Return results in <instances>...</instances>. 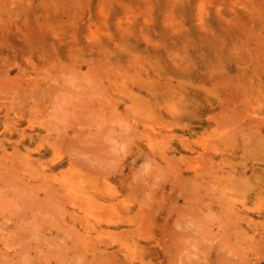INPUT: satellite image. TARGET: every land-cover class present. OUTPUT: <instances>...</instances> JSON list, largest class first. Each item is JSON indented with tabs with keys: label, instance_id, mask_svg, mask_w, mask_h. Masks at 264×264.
I'll use <instances>...</instances> for the list:
<instances>
[{
	"label": "rangeland",
	"instance_id": "374dc122",
	"mask_svg": "<svg viewBox=\"0 0 264 264\" xmlns=\"http://www.w3.org/2000/svg\"><path fill=\"white\" fill-rule=\"evenodd\" d=\"M263 47L264 0H0V190L6 191L0 192V264H86L88 259V264H264V214L259 213L264 206ZM97 82L99 87L95 86ZM64 91L69 94L66 93L67 98ZM88 92L95 96L89 94L86 98L84 94ZM79 93L84 94L81 97ZM90 100L93 106L86 105ZM77 105L75 110L73 106ZM68 106L71 109L65 108ZM49 118L59 125L57 128L52 123V129L57 130L48 129ZM72 119L79 121L76 124ZM63 122L66 128L59 134L58 130L65 127ZM68 122L74 124L70 127ZM124 124L127 130H134L128 133ZM237 126V132L233 131ZM80 131L86 135V141L79 133L83 139L78 138L81 143H76L84 154L77 148L73 154L70 143H75L76 132ZM44 133L46 136H42ZM73 137L76 138L72 143ZM88 138H97L96 143H101ZM57 141H61L60 146ZM101 147L105 154L100 152ZM44 151L47 153L42 155ZM101 153L109 156L103 159ZM94 154L100 155L99 159L93 158ZM191 154L196 160L201 155V160L193 162ZM84 155L86 161L93 158V162L87 161L90 168L83 163L85 160H80ZM145 155H153V159L148 161ZM71 157L73 162L78 159L85 166L77 160L75 166L66 162L52 167L54 162ZM101 158L110 164L104 165L107 173L102 169ZM193 167L202 169L204 180L196 182L191 177ZM10 169L17 175L13 176ZM86 170L97 174L95 182L105 184V190L116 193L118 198L104 201L93 197V190L82 189L84 179L80 174ZM4 179L8 181H1ZM9 179L13 182L11 190L26 189L21 193H26L23 198L37 200L31 202L33 206L28 204L33 211L27 208V200L21 205L20 194L13 195L21 190L9 191ZM194 184L198 185L195 190ZM128 186H134L133 192ZM30 191L39 196L31 198L34 194ZM217 193L220 194L216 198ZM16 196L18 199L13 201ZM145 197H149L148 202ZM50 198L55 199L53 204L44 200L48 202ZM112 201L117 202V208L98 206ZM38 202L44 207L38 206ZM188 203L194 206L193 210ZM154 206L159 210L153 211ZM227 206L231 212L226 216ZM19 208L26 213H19ZM194 215L197 217L193 218ZM212 221L215 226L209 225ZM226 224L227 228L232 225L227 229L230 233ZM203 228L212 232L206 233ZM179 230L184 231L180 234ZM2 248L8 253L4 254ZM71 255L74 260L69 259ZM81 256L87 261L81 262ZM226 256L232 262L225 260ZM75 257L80 260L75 261Z\"/></svg>",
	"mask_w": 264,
	"mask_h": 264
},
{
	"label": "bare ground",
	"instance_id": "6f19581e",
	"mask_svg": "<svg viewBox=\"0 0 264 264\" xmlns=\"http://www.w3.org/2000/svg\"><path fill=\"white\" fill-rule=\"evenodd\" d=\"M263 48H264V47H263ZM260 49H261V48H260ZM262 55H263V54H262ZM263 59H264V58H263ZM103 71H104V70H103ZM101 72H102V71H101ZM101 72H100V73L98 72L99 75H101V74L103 75V73H101ZM96 73H97V72H96ZM98 73H97V74H98ZM218 73H219V72H218ZM243 73H244V72H243ZM8 74H9V73H8ZM105 74H106V73H104V76H105ZM107 74H109V73H107ZM0 75H1V74H0ZM241 75H243V74H241ZM93 76H94V75H92V77H93ZM95 76L98 77L97 75H95ZM110 76H111V74H110ZM230 76H231V75H230ZM232 76H233V75H232ZM246 76H247V75H246ZM8 77H9V75H8ZM96 77H94L93 79H96ZM106 77H107V76H106ZM108 77H109V76H108ZM241 77H242V76H241ZM244 77H245V76H244ZM90 78H91V75H90ZM98 78H99V77H98ZM98 78H97V79H98ZM114 78H115V77H114ZM125 78H126V77H125ZM254 78H255V77H254ZM9 79H12V78L10 77ZM97 79H96V80H97ZM123 79H124V78H123ZM258 79H259V78H258ZM261 79H262V78H260V80H261ZM143 80H144V79H143ZM245 80H246V77H245ZM90 81H91V83H93V82H92V79H91ZM93 81H94V80H93ZM262 81H263V79H262ZM109 82H110V81H109ZM218 82H219V81L217 80V83H218ZM222 82H224V81H222ZM227 82H229V81H227ZM232 82H235V81H232ZM263 82H264V81H263ZM97 83H98V82H97ZM97 83L95 84V86H98V87H99L100 78H99V83H98V84H97ZM101 83H102V81H101ZM101 83H100V84H101ZM104 83H105V82H104ZM215 83H216V82H215ZM113 84H114V83H113ZM113 84H112V85H113ZM125 84H126V83H125ZM220 84H221V83H220ZM243 84H244V83H243ZM247 84H249V82H248ZM93 85H94V83H93ZM102 85H103V84H102ZM110 85H111V84H110ZM126 85H127V84H126ZM217 85H218V84H217ZM231 85H232V84H231ZM237 85H238V84H237ZM237 85H235V87H236ZM239 85H241V83H240ZM62 86H63V84H62ZM62 86H61V88H62V90H63V88H65V87H62ZM65 86H66V85H65ZM91 86H92V85L89 86V89L92 90V88H94V87H91ZM100 86H101V85H100ZM114 86H115V84H114ZM124 86H125V85H124ZM90 87H91V88H90ZM224 87H225V86H224ZM226 87H227V86H226ZM242 87H243V86H242ZM244 87H245V85H244ZM59 88H60V86H59ZM61 88H60V89H61ZM69 88H70V87H69ZM116 88H117V86H116ZM116 88H114V89H116ZM127 88H128V87H127ZM130 88H131V87H130ZM228 88H229V86H228ZM66 89L68 90V87H66ZM70 89H71V88H70ZM70 89H69V90H70ZM73 89H74V88H73ZM75 89H76V88H75ZM144 89L146 90L145 87H144ZM69 90H68V91H69ZM76 90H77V89H76ZM85 90L87 91L88 89H85ZM91 90H90V91H91ZM96 90H97V89H96ZM100 90H101V89H100ZM103 90H104V87H103ZM127 90H128V89H127ZM242 90H243V89H242ZM244 90H245V89H244ZM70 91L73 92L74 90H70ZM77 91H78V90H77ZM77 91H76V92H77ZM79 91H80V90H79ZM81 91H82V90H81ZM94 91H95V89H94ZM84 92H85V91H84ZM92 92H93V91H91V93H92ZM98 92H99V91H98ZM105 92H106V95H105V96L107 97V94H109V93H107V90H105ZM129 92H130V91H129ZM64 93H65L66 98H67V96L69 95L68 92H65V91H64ZM66 93H67L68 95H67ZM70 93H71V92H70ZM74 93H75V92H74ZM91 93L88 92V93H87L88 95H86V94H84V93H83V94H84V96L87 98L88 96L94 95V94H91ZM93 93H94V92H93ZM95 93H96V91H95ZM72 94H73V93H72ZM79 94L81 95V93H79ZM83 94L81 95V97L83 96ZM89 94H91V95H89ZM98 94H99V93H97V95H98ZM102 94H103V93H102ZM104 94H105V93H104ZM110 94H111V93H110ZM127 94H129V93H127ZM73 95H74V94H73ZM97 95H96V97H98ZM74 96H75V95H74ZM76 96H78V95L76 94ZM94 96H95V95H94ZM0 97H1V96H0ZM3 97H4V96H3ZM3 97H2V98H3ZM70 97L72 98V96H70ZM79 97H80V96H79ZM81 97H80V100H81ZM85 97H84V98H85ZM101 97H102V96H101ZM109 97H110V98H109ZM115 97H116V96H115ZM77 98H78V97H77ZM86 98H85V99H86ZM108 98H109V99H113L114 97L112 96V98H111V95H109ZM62 99H64V98H63V95H62ZM78 99H79V98H78ZM99 99H100V98H99ZM101 99H103V98H101ZM140 99H141V98H140ZM80 100H79V101H80ZM87 100H89V98H88ZM113 100H114V99H113ZM115 100H116V99H115ZM64 101H65V99L63 100V102H64ZM67 101H68V100H67ZM69 101H70V100H69ZM69 101H68V102H69ZM100 101H101V100H100ZM104 101H105V99H104ZM65 102H66V101H65ZM74 102H75V101H74ZM74 102H73V103H74ZM81 102H82V101H81ZM85 102H86V101H85ZM85 102H84V103H85ZM88 102H89V101H88ZM91 102H92V101L90 100L89 104L87 103L86 105H88V106H90V105L93 106V104H92ZM109 102H110V101H109ZM141 102H143V101H141ZM69 103H70V102H69ZM71 103H72V102H71ZM76 103H77V102H76ZM82 103H83V102H82ZM90 103H91V104H90ZM111 103H112V102H111ZM136 103H137V102H136ZM67 104H68V103H67ZM74 104H75V103H74ZM109 104H110V103H109ZM115 104H116V103H115ZM115 104H114V105H115ZM68 105H69V104H68ZM82 105H83V104H82ZM79 106H80V105H79ZM109 106H110V105H109ZM70 107H71V106H70ZM70 107L68 106V107H65V108H70ZM73 107H75V110H76V108L78 107V105H77V106H73ZM125 107H128V109H129V106H125ZM137 107L139 108V106H137ZM87 108H88V107H87ZM90 108H92V107H90ZM90 108H89V110H90ZM99 108H100V107H99ZM70 109H71V108H70ZM83 109L86 110L85 108H83ZM83 109H82V110H83ZM93 109L95 110V109H97V107H94ZM135 109H136V108H135ZM72 110H73V108H72ZM79 110H80V109H79ZM79 110H78V111H79ZM103 110L105 111V109H103ZM142 110H143V109H142ZM150 110H151V109H150ZM69 111H70V110H68V112H69ZM73 111H74V110H73ZM80 111H81V110H80ZM86 111H87V110H86ZM86 111H85V112H86ZM100 111L102 112L101 109H99V112H100ZM82 112H83V111H82ZM155 112H156V111H155ZM74 113H75V111L73 112V116H74V115L76 116V114H74ZM134 113H135V112H134ZM151 113H152V112H151ZM153 113H154V112H153ZM153 113H152V114H153ZM249 113H250V112H249ZM18 114H19V113H18ZM66 114H68V113H66ZM66 114H65V115H66ZM77 114H78V113H77ZM83 114H84V113H83ZM250 114H251V113H250ZM254 114H255V113H254ZM19 115H21V114H19ZM65 115H64V116H65ZM69 115H70V113H69ZM71 115H72V112H71ZM71 115H70V116H71ZM134 115H137V114H134ZM153 115H154V114H153ZM80 116H81V114H80ZM82 116H83V115H82ZM51 117H52V116H51ZM71 117H72V116H71ZM71 117L68 116L69 120L71 119ZM78 117H79V116H78ZM136 117H137V116H136ZM150 117H151V116H150ZM161 117H162V116H161ZM254 117H255V115H254ZM3 118H4V117H3ZM11 118H12V116H11ZM53 118H54V117H53ZM64 118H65V117H64ZM66 118H67V117H66ZM79 118H80V117H79ZM84 118H86L85 115H84ZM137 118H138V117H137ZM142 118L144 119L145 117H142ZM151 118H152V117H151ZM49 119H50V118H49ZM76 119H77V116H76ZM76 119H74V120H76ZM153 119H155V118H152V120H153ZM163 119H164V118H163ZM165 119H166V118H165ZM212 119H213V117H212ZM258 119H259V118H258ZM261 119H262V118H261ZM10 120H11V119H10ZM50 120H51V119H50ZM53 120H54V119H53ZM53 120H51L52 122L49 121L51 124L48 123V122H45V125H47V123H48V126H49V124H50V126L48 127V129L51 128L52 131H53V130H57V129H52V127H51V126H53V125H52ZM60 120H61V119H60ZM66 120H67V119H66ZM72 120H73V119H72ZM74 120H73V122H75ZM80 120L83 122V119H82V118H81ZM141 120H142V119H141ZM144 120H145V119H144ZM156 120H157V119H156ZM70 121H71V120H70ZM78 121H79V119H78ZM78 121L76 120V124H77ZM153 121H154V120H153ZM167 121H168V119H167ZM253 121H254V120H253ZM6 122H7V121L5 120V124H6ZM12 122H13V121H12ZM33 122H34V121H33ZM56 122H57V121H56ZM56 122H55V123H56ZM61 122H62V120H61ZM84 122H85V121H84ZM147 122H148V120H147ZM149 122H151V121H149ZM156 122H158V121H156ZM168 122H169V121H168ZM14 123H15V122H14ZM59 123H60V121H59ZM63 123L65 124V127L62 125V126H63L62 129H61V130H58V133H59V134H60V132H62L63 129L66 128V123H65V122H63ZM70 123H72V122H70ZM154 123H155V122H154ZM172 123H173V121H172ZM261 123H262V122H261ZM7 124H8V123H7ZM53 124H54V123H53ZM68 124H69V122H68ZM73 124H74V123H72L71 125H73ZM161 124H162V123H161ZM168 124L170 125V123H168ZM8 125H10V123H9ZM69 125H70V124H69ZM71 125H70V127H71ZM124 125H125V129H126L127 126H126V124H124ZM127 125H128V124H127ZM250 125H251V124H250ZM252 125H253V124H252ZM255 125H256V124H255ZM257 125H258V123H257ZM55 126H56V127H57V126L59 127V125L54 124V127H55ZM77 126H79V125H77ZM129 126H130V125H129ZM132 126H134V125H132ZM156 126H157V125H156ZM260 126H261V125H260ZM13 127H14V125H13ZM17 127H18V126H17ZM58 127H57V128H58ZM67 127H68V126H67ZM74 127H75V125H74ZM79 127L81 128L82 126H79ZM227 127H228V125H227ZM227 127H224V128H227ZM241 127H243V125H241ZM250 127H252V126H250ZM60 128H61V127H60ZM77 128H78V127H77ZM77 128H76L75 131H77ZM127 128H128V127H127ZM131 128H132V127H131ZM135 128H136V127H135ZM229 128H230V127H229ZM229 128H228V129H229ZM235 128H240V126L234 127V130H233V131H236V132H237V130H235ZM257 128H258V127H257ZM257 128H256V130H258ZM263 128H264V127H263ZM67 129H68V128H67ZM123 129H124V128H123ZM142 129H143V128H142ZM146 129H147V132H149V131H148L149 128H146ZM17 130H18V129H17ZM126 130H127V129H126ZM129 130H131V129L129 128ZM129 130H127V131H129ZM133 130H134V129H133ZM133 130H131V131H133ZM139 130H140V129H139ZM217 130H218V131H221L220 129H217ZM229 130H230V129H229ZM34 131H36V130H34ZM63 131H65V130H63ZM81 131H83V129H81ZM81 131H80V132H76V133H77V139H76L75 143H73V142H74V140H75L76 137H73L74 139H72V143H73L74 145H76V146L74 147V145H73V144L71 145V143H70V147H73V154H74V148H77V149L80 150V151L82 150V147H81V148H80V147H79V148L77 147V146L79 145V143H78V144L76 143V142L78 141V138H80V137H79V133H80V136H81V137H83V136L85 135V134H84V135H83V134L81 135ZM131 131H129L128 133H130ZM40 132H41V131H40ZM230 132H231V131H230ZM27 133H28V132H27ZM73 133H74V132H72L71 135H73ZM128 133L126 132V135H127ZM136 133H138V132H136ZM168 133H169V132H168ZM215 133H216V132H215ZM86 134H87V133H86ZM124 134H125V133H124ZM132 134H135V132H133ZM149 134H151V133H149ZM155 134H156V133H155ZM164 134H165V131H164ZM166 134H167V133H166ZM170 134H171V133H170ZM227 134H228V132H227ZM30 135H31V133L29 134V136H30ZM66 135H67V134H66ZM151 135H153V134H151ZM151 135H150V136H151ZM167 135H168V134H167ZM216 135H217V134H216ZM42 136H46V134L44 133V135H42ZM42 136H41V138L44 139V137H42ZM48 136H49V135H48ZM50 136H51V135H50ZM85 136H86V135H85ZM97 136H98V135H97ZM127 136H128V135H127ZM129 136H130V135H129ZM164 136H165V135H164ZM172 136H173V134H172ZM172 136H171V137H172ZM183 136H184V134H183ZM211 136H212V135H211ZM53 137H54V136H53ZM53 137H52V138H53ZM56 137H57V136H56ZM153 137H154V136H153ZM153 137H152V138H153ZM155 137H158V136L155 135ZM162 137H163V135H162ZM168 137H169V135H168ZM174 137H175V135H174ZM178 137H180V135H179ZM212 137H214V134H213ZM227 137H228V136H227ZM229 137H230V136H229ZM52 138H51V139H52ZM57 138L59 139V137H57ZM57 138H56V139H57ZM83 138H84V137H83ZM83 138H82V139H83ZM90 138L92 139V137H90ZM90 138H88L87 140L89 141ZM108 138H109V137H108ZM122 138H123V137H122ZM165 138H167V136H166ZM45 139H46V137H45ZM54 139H55V138H54ZM82 139L80 138V140H82ZM91 139H90V141H93V142H94L95 140H96V141H99V140H97V138H95V140H91ZM102 139H103V138H101L100 140L102 141ZM123 139L126 140L125 137H124ZM154 139H155V138H154ZM60 140H61V139H60ZM63 140H64V139H63ZM84 140L86 141V138H84ZM128 140H129V139H128ZM128 140H127V141H128ZM150 140H151V139H150ZM180 140H181V139H180ZM53 141H54V140H53ZM53 141H51V142H53ZM61 141H62V140H61ZM61 141H57V142H56V145L59 144L58 146H60V142H61ZM67 141H68V142H66V140H65V144L67 143L66 145L68 146V144H69V138L67 139ZM96 141H95L94 143H96ZM160 141H161V140H160ZM48 142H49V141H48ZM78 142H80V141H78ZM149 142H150V141H149ZM46 143H47V142H46ZM80 143H81V142H80ZM91 143H92V142H91ZM94 143H92L91 145L93 146ZM100 143H101V142H100ZM100 143L98 142V143H96V144H100ZM26 144H27V143H26ZM50 144H51V143H50ZM96 144H95V145H96ZM102 144H104V143L102 142ZM111 144H112V143H111ZM66 145H65V148H66ZM86 145H87V144H86ZM91 145H88V146H91ZM105 145H106V144H105ZM26 146H27V145H26ZM58 146H57V148H59ZM88 146L86 147V149L88 148ZM96 146H99V145H96ZM203 146H204V145H203ZM18 147H19V146H18ZM132 147H133V146H132ZM136 147H137V146H136ZM141 147H142V146H141ZM163 147H164V146H163ZM205 147H206V146H205ZM65 148H63V149H65ZM90 148H91V147H90ZM95 148H97V147H95ZM207 148H208V147H207ZM68 149H69V147H68ZM71 149H72V148H71ZM77 149H75V150H77ZM88 149H89V148H88ZM92 149H93V148H92ZM100 149H102V147H101ZM100 149H98V150L100 151ZM104 149H105V148H103L100 152L103 151L102 153L105 154L106 152H104V151H105ZM1 150H2V149H1ZM94 150L96 151L97 149H93V153H95ZM150 150H151V149H150ZM150 150H149V152H150ZM61 151H62V150H61ZM63 151H64V150H63ZM68 151H69V150H68ZM71 151H72V150H71ZM83 151H84V150H83ZM83 151H81V153H82ZM87 151H89V150H87ZM139 151H140V150H139ZM151 151H152V150H151ZM64 152H65V151H64ZM78 152H79V151H78ZM78 152L76 151V152H75V153H76L75 155H77ZM100 152H99V153H100ZM197 152H198V151H197ZM46 153H47V151H44V152L42 153V155H44V154H46ZM69 153H70V152H69ZM69 153H68V155H69V157H70V154H69ZM81 153H79V155H80ZM87 153H88V152H87ZM102 153H101V154H102ZM107 153H108V152H107ZM210 153H211V152H210ZM6 154H7V153H6ZM83 154H84V152H83ZM83 154H82V155H83ZM91 154H92V152H91ZM95 154H98V152L95 153ZM95 154L93 155V158H94V156H97V155H95ZM147 154H148V152H147ZM16 155H17V154H16ZM102 155H103V154H102ZM102 155H101V156H102ZM187 155H188V154H187ZM191 155H192V154H191ZM193 155H194V154H193ZM193 155H192V156H193ZM202 155H203V154H202ZM27 156H28V155H27ZM103 156H104V157H102V158L104 159V158H106L105 156L108 157L109 155L107 154V155H103ZM145 156L147 157V160H148L149 158H150L151 160L153 159V158H152L153 155H152V156H149V157H148V155H145ZM166 156H168V155H166ZM192 156H191L190 159H192V161H193V159H195L196 157H195V156L192 157ZM196 156H197V155H196ZM205 156L207 157V155H205ZM205 156H204V157H205ZM72 157H73V156H72ZM72 157L69 158L68 160H62V161H60V162H54V165H52V167H53V168H56V167H58V166L65 165L66 162L70 163L72 166H75V164H73V163L76 162L78 159L76 158L77 160H75V161L73 162ZM83 157L85 158V155H84V156H81V157H80V160H81V161H82V159L85 160V161H83V163H85V165H86L87 167H88V165L90 166V164H88V162H89V161H90V162H93V158H91L92 161H91V160H89V161L87 160V161H88V162H87L86 159H84ZM97 157H98V156H97ZM99 157H100V155H99ZM99 157H98V159H99ZM194 157H195V158H194ZM197 157H198V156H197ZM200 157H201V155H200ZM200 157H199L198 159H200ZM0 158H1V157H0ZM81 158H82V159H81ZM102 158H101V159H102ZM111 158H112V157H111ZM224 158H225V156H224ZM34 159H35V158H34ZM98 159H97V160H98ZM101 159H100V161H101ZM103 159H102V162H103V161H107V159H105V160H103ZM154 159H155V158H154ZM198 159H197V160L195 159V160L198 161ZM202 159H203V156H202ZM208 159H209V157H208ZM31 160H32V159H31ZM80 160H78L76 163H78V164H80V165H81V164L84 165V164L81 163V162L79 163ZM151 160H148V161H151ZM195 160H194L193 162H195ZM200 160H201V159H200ZM217 160H218V159H217ZM47 161H48V160H47ZM94 161H95V160H94ZM188 161H189V160H188ZM1 162H2V161H1ZM86 162H87V163H86ZM90 162H89V163H90ZM102 162H101V164H102ZM193 162H192V163H193ZM204 162H205V161H204ZM106 163H108V162H106ZM106 163L103 162V168H102V169H104V167L107 165ZM111 163H112V162H111ZM195 163H196V162H195ZM195 163H194V164H195ZM13 164H14V163H13ZM87 164H88V165H87ZM99 164H100V162H99ZM105 164H106V165H105ZM15 165H16V164H15ZM85 165H84V166H85ZM104 165H105V166H104ZM155 165H157V162H156ZM162 165H163V164H162ZM165 165H166V164H165ZM207 165H208V163H207ZM9 166H10V164H9ZM16 166H17V165H16ZM108 166H110L109 163H108ZM108 166H107V167H108ZM193 166H194V165H193ZM211 166L213 167L214 165H211ZM222 166H223V165H222ZM3 167H4V166H3ZM20 167H21V166H20ZM82 167H83V166H82ZM87 167H86V168H87ZM168 167H169V166H168ZM208 167L211 168L210 165H209ZM208 167H205V168H208ZM10 168H11V167H10ZM22 168H23V167H22ZM88 168H90V167H88ZM98 168H99V167H98ZM105 168H106V167H105ZM109 168H110V170L112 169V167H109ZM109 168H108V170H109ZM164 168H165V167H164ZM193 168H194V167H193ZM225 168H226V167H225ZM12 169H13V168H12ZM94 169H95V167H94ZM94 169L92 168L91 170H92L93 172H95ZM162 169H163V168H162ZM229 169H230V168H229ZM5 170H6V168H5ZM5 170H4V174L7 173V172L5 173ZM10 170H11V169H10ZM14 170H15V169H14ZM17 170H18V169H17ZM91 170H89V171L92 172ZM95 170H98V169H95ZM104 170H105V169H104ZM163 170H164V169H163ZM170 170H171V169H170ZM204 170H205V169H203V171H204ZM213 170H214V169H213ZM225 170H226V169H225ZM225 170H224V171H225ZM7 171H8V170H7ZM18 171H19V170H18ZM86 171H87V170H86ZM89 171L85 172L86 174H85V173L80 174V175L83 177V179H84L83 182H82V184H81L82 189H84V190H93V197H95V196H97V197H101L104 201H110V199H116V198H118V197L115 195L116 193H110V192H108V191L105 190V189H106V188H104V187H105V184H104V185H102V184H97V183L95 182V179H98L97 174H94V173H93V174H92V173L90 174ZM98 171L101 172L100 170H98ZM102 171H103V170H102ZM167 171H169V170H167ZM167 171L164 170V172H167ZM177 171H178V170H177ZM179 171H180V170H179ZM179 171H178V172H179ZM210 171H211V170H210ZM0 172H1V171H0ZM11 172H12V170H11ZM13 172H14V171H13ZM13 172H12L13 176H16L17 173H16V172L13 173ZM104 172L107 173V169H106ZM185 172H186V171L183 170L181 173L184 174ZM187 172H188V171H187ZM1 173H2V172H1ZM77 173L79 174L80 172H77ZM102 173H103V172H102ZM112 173L114 174L113 170H112ZM204 173H207V172H204ZM209 173H210V172H208V174H209ZM232 173H233V172H232ZM9 174H10V172H9ZM15 174H16V175H15ZM165 174H166V173H165ZM1 175H2V174H1ZM191 175H193V176H191V177H193V179H194L196 182L200 181V180L203 178V176H204L203 173H202V169H201V168H200V169H198V168H194L193 172H191ZM213 175H214V174H213ZM213 175H212V176H213ZM10 176H11V174H10ZM13 176H12V177H13ZM90 176H91V178H90ZM184 176H185V175H184ZM12 177H11V179L13 180ZM19 177H20V175H19ZM76 177H78V175H77ZM22 178H23V177H22ZM178 178H179V177H178ZM0 179H2V178H0ZM5 179H6V178H5ZM5 179H4V180H1V181H3L4 183H6L8 180L5 181ZM11 179H9V181H10ZM15 179H16V178H15ZM37 179H39V177H38ZM46 179H47V178H46ZM187 179H188V178H187ZM12 180L10 181L9 184H8V183H7V184L10 185L11 182H12ZM179 180H181V179H179ZM191 180H192V179H191ZM191 180L188 179V181H191ZM202 180H204V179H202ZM207 180H209V179H207ZM213 180H215V181H220V180H216V179H213ZM19 181H20V180H19ZM25 181H27V180H25ZM155 181H156V180H154L153 182H155ZM186 181H187V180H186ZM211 181H212V179H211ZM211 181H210V182H211ZM17 182H18V181H17ZM88 182H89V183H88ZM157 182H159V181H157ZM183 182H184V181H183ZM193 182H194V181H193ZM193 182H192V183H193ZM196 182H194V183H196ZM208 182H209V181H208ZM12 183H13V182H12ZM14 183H15V182H14ZM25 183H26V182H25ZM28 183H30V181H28ZM43 183H44V182H43ZM60 183H61V182H60ZM60 183H59V184H60ZM160 183H161V182H160ZM178 183H180V181H179ZM217 183H218V182H217ZM2 184H3V183H2ZM26 184H27V183H26ZM26 184H25V185H26ZM30 184H34V183L31 182ZM37 184H38V182H37ZM39 184H40V182H39ZM49 184H50V182H49ZM65 184H66V183H65ZM152 184H154V183H152ZM155 184H156V183H155ZM157 184H159V183H157ZM173 184H174V183H173ZM183 184L186 185V183H183ZM183 184H182V185H183ZM196 184H197V183H196ZM199 184H200V182H199ZM222 184H223V182H222ZM232 184H233V183H232ZM19 185H22V184H19ZM43 185H44V184H43ZM51 185H52V184H51ZM0 186H1V188H2V185H0ZM4 186H5V185H4ZM11 186H13V185H10V186H9V188H10L9 191L11 190ZM39 186H40V185H39ZM45 186H48L47 183L45 184ZM49 186H50V185H49ZM49 186H48V187H49ZM52 186H53V185H52ZM52 186H50V187H52ZM152 186H153V185H152ZM192 186L194 187L193 189L195 190V187L197 188L198 185H195V184H194V185H192ZM199 186H200V185H199ZM232 186H233V185H232ZM6 187H8V186L6 185ZM20 187H21V186H20ZM27 187H28V188H31L30 185L27 186ZM128 187H129V186H128ZM180 187H181V186H180ZM185 187H187V186H185ZM188 187H189V186H188ZM200 187H201V186H200ZM202 187H207V186H205V185L202 184ZM4 188H5V187H4ZM12 188H13V187H12ZM17 188H18V186L16 187V189H17ZM52 188L54 189V186H53ZM52 188H51V189H52ZM90 188H92V189H90ZM129 188H130V187H129ZM133 188H134V186L131 187L130 189H128V188H127V189L131 191ZM155 188H157V187L155 186V187H153L152 189H155ZM207 188H208V187H207ZM209 188H210V187H209ZM44 189H45V188H44ZM51 189H49V190H51ZM55 189H56V188H55ZM135 189H136V188H135ZM174 189H176V188H174ZM186 189H187V188H186ZM205 189H206V188H205ZM3 190H4V189H3ZM7 190H8V189H7ZM12 190L14 191V189H12ZM12 190H11V191H12ZM18 190H21L20 193H14L13 195H15V194L17 195V194H18L17 196H19V194H20V197H22L21 199H23L21 205H23V203H25L24 200L26 201L27 199H26V197L23 198V197L25 196L26 193L23 194L24 196H23L21 193H24V190H26V189H23V190H22V188H21V189L18 188V189L15 190L14 192H18ZM30 190H31V189H30ZM33 190H34V189H33ZM49 190L47 189V192H50V193H51L52 190H51V191H49ZM150 190H151V188H150ZM182 190H183V189H182ZM187 190H190V189H187ZM196 190H197V189H196ZM9 191H8V192H9ZM130 191H128V192H130ZM154 191H155V190H154ZM178 191H179V190H178ZM180 191H181V190H180ZM208 191L210 192V189H209ZM208 191H207V192H208ZM0 192L4 194L6 191L4 190V192H3V191L0 190ZM25 192H27V191H25ZM45 192H46V190H45ZM53 192H54V191H53ZM131 192H133V190H132ZM131 192H130V193H131ZM150 192H151V194L153 193V191H150ZM184 192H185V190H184ZM186 192H187V191H186ZM199 192H200V191H199ZM1 193H0V194H1ZM28 193H29V192H28ZM30 193H31V191H30ZM57 193H58V192H57ZM154 193H155V192H154ZM180 193H183V191L180 192ZM180 193H179V194H180ZM191 193H192V192H191ZM7 194H8V193H7ZM31 194H34V195H33L34 197H31V198H35V195H36L37 193L32 192ZM193 194H194V196H195V194H198V193L196 192V193H193ZM202 194H203V192H202ZM205 194H207L206 191H205ZM205 194H203V195H205ZM219 194H220V193H219ZM219 194L217 193L216 196H214V197L217 198V195H219ZM221 194H222V193H221ZM13 195H12V196H13ZM60 195H61V194H60ZM132 195H133V194H132ZM146 195H147V194H146ZM191 195H192V194H191ZM191 195H190V196H191ZM214 195H215V194H214ZM3 196L5 197V195H3ZM17 196H16V197H17ZM37 196H39V195L37 194ZM37 196H36V197H37ZM56 196H58V194H57ZM152 196H153V194H152ZM192 196H193V195H192ZM192 196H191V197H192ZM197 196H198V195H197ZM46 197H50V196L47 195ZM46 197H44V198H46ZM122 197H123V196H122ZM131 197H132V196H131ZM143 197H144V196H143ZM143 197H142V199H144ZM149 197L151 198V195H149ZM149 197H147L148 199H146V197H145L146 201L149 200ZM202 197H203V196H202ZM202 197H200V198H202ZM222 197H223V196H220L221 199H223ZM59 198H60V196H59ZM62 198H63V196L61 195V199H62ZM65 198H67V197H65ZM132 198H133V197H132ZM152 198H154V197H152ZM159 198H160V197H159ZM188 198H189V197H188ZM193 198H195V197H193ZM198 198H199V197H198ZM212 198H213V197H212ZM216 198H214V199H216ZM220 198H219V199H220ZM224 198L226 199L227 197H224ZM228 198H229V197H228ZM228 198H227V199H228ZM17 199H18V197H17L16 199H13V201H14V200H17ZM21 199H20V200H21ZM29 199H30V198H29ZM29 199H28V200H29ZM37 199H38V198H37ZM39 199H41V198H39ZM46 199H48V198H46ZM46 199H44V200H45L46 203H48V204H49V202H50V204H53V203L55 202V199L52 201L51 198H50V200H49L48 202H47ZM184 199H185V198H184ZM186 199H187V198H186ZM202 199H203V198H202ZM227 199H226V200H227ZM28 200H27V201H28ZM30 200H32V201H30ZM30 200H29V202L26 201V203H27V208H29V210H31V209L33 208V207H32V208L30 209V207H31L30 205L33 206V204H32L31 202H33V200H34L35 202H37V200H35V199H30ZM62 200H63V199H62ZM73 200H74V199H73ZM152 200H153V199H152ZM187 200H188V201H190V200L192 201V199H187ZM193 200H194V199H193ZM197 200H198V199H197ZM197 200H196V202H197ZM204 200H205V199H203V201H204ZM211 200H212V199H211ZM10 201H12V199H11ZM38 201H39V200H38ZM78 201H79V200H78ZM209 201H210V200H209ZM217 201H218V200H217ZM51 202H52V203H51ZM57 202H58V200H57ZM67 202H68V201H67ZM147 202H148V201H147ZM149 202H150V201H149ZM205 202H206V200H205ZM228 202H230V201H228ZM17 203H18V201H17ZM19 203H20V201H19ZM29 203H30V205H28ZM39 203H40V202H38V206L40 205ZM58 203L60 204V203H62V202L59 201ZM70 203H71V202H70ZM120 203H121V202H120ZM150 203H151V202H150ZM150 203H149V204H150ZM185 203H186V202H185ZM203 203H204V202H203ZM206 203H209L208 200H207ZM220 203H221V202H220ZM220 203H219V204H220ZM222 203H223V202H222ZM48 204H47V206H48ZM92 204H93V203H92ZM179 204H180V203H179ZM179 204H178V205H179ZM188 204H189V203H188ZM188 204H187L186 206H188ZM214 204H215V203H214ZM232 204H233V203H232ZM41 205H42V204H41ZM41 205H40V206H41ZM55 205H58V204L56 203ZM60 205H62V204H60ZM116 205H117V202L112 201L110 204L102 203V204H99L98 206H99V207H103V208H105V207H106V208H111V210H112V209H114V208H117ZM184 205H185V204H184ZM189 205L192 207L191 209L193 210V207H194V206H192L191 204H189ZM200 205H201V204H200ZM200 205H199V206H200ZM23 206H24V205H23ZM34 206H35V204H34ZM47 206H46V208H48ZM130 206H131V204H130ZM180 206H182V205L180 204ZM211 206H212V205H211ZM231 206H233V205H231ZM231 206H230V207H231ZM36 207H37V205H36ZM41 207H44V206H41ZM120 207H121V206H119V209H120ZM141 207H142V206H141ZM218 207L220 208V205H219ZM227 207H228V206H227ZM233 207H234V206H233ZM252 207H253V206H252ZM37 208H38V207H37ZM49 208H50V207H49ZM49 208H48V209H49ZM86 208H87V206H86ZM122 208H124V207H122ZM148 208H150V207H148ZM154 208H155V209H154ZM154 208H152L151 211H152L153 209H154L153 211H155L157 207L154 206ZM159 208H160V207H159ZM170 208H174V207H170ZM182 208H183V207H182ZM225 208H226V206H225ZM225 208H222L223 211H224ZM228 208H229V207H228ZM20 209H23V208H19V210H20ZM50 209H52V208H50ZM177 209H178V208H177ZM183 209H184V208H183ZM183 209H182V211H183ZM200 209H201V208H200ZM222 209H221V210H222ZM226 209H227V208H226ZM231 209H232V208H231ZM19 210L17 209V211H19ZM55 210H56V209H53V212H54ZM72 210H73V209H71V211H72ZM123 210H124V209H123ZM158 210H159V209H157L156 211H158ZM180 210H181V207H180ZM184 210H185V212H187L186 209H184ZM192 210H191V211H192ZM205 210H206V209H205ZM208 210H209V209H208ZM232 210L234 211V209H232ZM22 211H23V210H22ZM22 211L20 210L19 213H21ZM31 211H33V210H31ZM50 211H51V210H50ZM56 211H57V210H56ZM56 211H55V212H56ZM65 211H66V210H65ZM103 211H104V210H103ZM225 211H226V212H225ZM225 211H224V212L226 213V216L230 214L229 212H231V211H230V208H229V211H228V210H225ZM227 211H228V212H227ZM263 211H264V206H263ZM263 211H259V213L264 214ZM23 212L26 213V211H23ZM43 212H44V210H43ZM53 212H52V213H53ZM74 212H75V210H74ZM74 212H73V213H74ZM113 212H114V211H113ZM196 212H198V211H195V215H196V214H199V213H196ZM211 212H214V211L212 210ZM218 212H219V211H216L217 214H220V213H218ZM224 212H223V213H224ZM34 213H35V212H34ZM34 213H33V214H34ZM115 213H116V212H115ZM153 213H154V212H153ZM155 213H156V212H155ZM168 213H169V209H168ZM190 213H191V212H190ZM214 213H215V212H214ZM216 213H215V214H216ZM223 213H222V214H223ZM228 213H229V214H228ZM23 214H24V213H23ZM28 214H29V213H28ZM44 214H45V213H44ZM50 214H51V213H50ZM57 214H59V213H57ZM179 214H181V213H179ZM188 214H189V212H188ZM192 214H194V213H192ZM192 214H191V215H192ZM235 214H236V213H235ZM235 214H232V215H235ZM19 215H20V214H19ZM35 215H36V213H35ZM59 215H60V214H59ZM75 215H76V217H77L78 214H75ZM79 215H81V214H79ZM165 215L167 216V213H166ZM183 215L185 216L184 213H183ZM195 215L193 216V218H194V217H197V216H195ZM223 215H224V214H223ZM223 215L220 214V215H218V216L221 217V216H223ZM52 216H53V215H52ZM133 216H134V215H133ZM180 216H182V214H181ZM180 216H179V217H180ZM199 216H200V214L198 215V218H200ZM213 216L215 217L214 214H213ZM224 216H225V215H224ZM226 216H225V217H226ZM235 216H236V215H235ZM241 216H242V215H241ZM56 217H58V216H56ZM76 217H75V218H76ZM78 217H79V216H78ZM102 217H103V216H102ZM105 217H106V216H105ZM145 217H147V216H145ZM150 217H151V216H150ZM169 217H171V216H169ZM220 217H219V218H220ZM230 217H232V216H230ZM85 218H86V217H85ZM147 218H148V217H147ZM147 218H146V219H147ZM165 218H166V217H165ZM181 218H182V217H181ZM226 218H227V217H226ZM233 218H234V217H233ZM236 218H237V217H236ZM222 219H223V218H222ZM222 219H220V220L222 221ZM230 219H231V218H230ZM240 219L242 220V218H240ZM139 220H142V219L140 218ZM179 220H180V219H179ZM192 220H193V219H192ZM194 220H195V219H194ZM200 220H201V219H200ZM216 220H217V219H216ZM234 220H235V219H234ZM259 220H260V219H259ZM261 220H262V219H261ZM183 221H184V220H183ZM189 221H190V220H189ZM189 221H188V222H189ZM237 221H238V220H237ZM262 221H263V220H262ZM262 221H261V222H262ZM193 222H194V223H192L193 225L196 224L195 221H193ZM196 222H198V221H196ZM207 222H208V221H207ZM230 222H231V221H229V223H230ZM235 222H236V221H235ZM263 222H264V221H263ZM131 223H132V222H131ZM174 223H176V222H173V226H174ZM178 223H179L178 225H180V222H178ZM211 223H213V221L210 222V224H209L210 226L213 225V224H214V226H215V223H213V224H211ZM219 223H221V222H219ZM143 224H144V223H143ZM190 224H191V223H190ZM192 224H191V225H192ZM227 224H228V223H227ZM227 224H226V230H227V229H230V227L232 226V225H231V226L229 225V228H227V227H228ZM233 224L236 225V223H233ZM3 225H4V224H3ZM88 225H89V224H88ZM144 225H145V224H144ZM197 225H198V223H197ZM240 225H241V224H238V226H240ZM85 226H86V225H85ZM89 226H90V225H89ZM145 226H146V225H145ZM147 226H148V224H147ZM150 226H152V225H150ZM160 226H161V225H160ZM170 226H171V225H170ZM2 227H3V226H2ZM94 227H95V226H94ZM194 227H195V226H194ZM16 228H17V227H16ZM175 228H176V227H175ZM200 228H202V227L199 226V229H200ZM204 228H205V229L207 228V231L209 230L208 227H204ZM204 228H203L202 230H204ZM231 228H232V227H231ZM262 228H264V227L262 226ZM4 229H5V228H4ZM75 229L78 230V228H76V227H75ZM99 229H100V228H99ZM134 229H135V228H134ZM181 229H183V225H182V228H181ZM195 229H196V228H195ZM236 229H237V228H236ZM240 229H241V228H240ZM233 230H234V229H233ZM126 231H127V230H126ZM175 231H176V230H175ZM182 231H184V230H181V232H182ZM200 231H201V230H200ZM204 231H205V230H204ZM207 231H205V232H206V233L212 232L211 230H210L209 232H207ZM227 231H229V230H227ZM243 231H245V229H243ZM76 232H77V231H76ZM78 232L80 233V231H78ZM78 232H77V233H78ZM99 232H100V231H99ZM172 232H173V231H172ZM179 232H180V230H179ZM181 232H180V234H181ZM216 232H217V231H216ZM230 232H231V231H229V233H230ZM79 233H78V234H79ZM104 233H105V232H104ZM109 233H110V232H109ZM170 233H171V232H170ZM226 233L228 234V232H226ZM81 234L83 235V233H81ZM81 234H80V235H81ZM162 234H164V233H162ZM180 234H179V235H180ZM220 234H221V233H220ZM220 234H219V235H220ZM73 235H74V234H73ZM80 235H76V236H80ZM84 235H85V234H84ZM84 235H83V236H84ZM89 235H90V234H89ZM94 235H95V234H94ZM176 235H177V233H176ZM208 235H209V234H208ZM215 235H217V233H216ZM236 235H238V234H236ZM240 235H241V234H240ZM258 235L260 236V234H258ZM162 236H163V235H162ZM172 236H173V235H172ZM205 236H206V235H205ZM210 236H212V235L210 234ZM217 236H218V235H217ZM262 236H263V235H262ZM86 237H87V236H86ZM91 237H92V236H91ZM164 237H165V236H164ZM170 237H171V235H170ZM207 237H209V236H207ZM236 237H238V236H236ZM239 237H241V236H239ZM260 237H261V236H260ZM74 238H76V237H74ZM83 238H84V237H83ZM3 239H4V238H3ZM7 239H8V238H7ZM71 239H72V238H71ZM71 239H70V240H71ZM76 239H78V238H76ZM80 239H81V238H80ZM97 239H98V238H97ZM162 239H163V238H162ZM171 239H173V238H171ZM207 239H208V238H207ZM209 239H210V238H209ZM259 239H261V238H259ZM4 240H5V239H4ZM82 240H84V239H82ZM92 240H93V238H92ZM94 240H95V238H94ZM100 240H101V239H100ZM102 240H103V239H102ZM163 240L165 241V238H164ZM241 240H243V239H241ZM245 240H246V239H245ZM261 240H262V239H261ZM8 241H9V240H8ZM74 241L76 242V240H73L72 242H74ZM79 241H80V240H79ZM88 241H89V240H88ZM107 241H108V239H107ZM164 241H163L162 243H164ZM212 241H214V240L212 239ZM263 241H264V240H263ZM0 242H1V237H0ZM9 242H11V241H9ZM12 242H13V239H12ZM14 242H16V241H14ZM14 242H13V243H14ZM75 242H74V246H75ZM80 242H81V241H80ZM94 242H95V241H94ZM98 242H99V241H98ZM105 242H106V241H105ZM235 242H237V241H235ZM6 243H7V241L5 242V244H6ZM66 243H67V242H66ZM165 243H166V242H165ZM165 243H164V244H165ZM210 243H211V242H210ZM210 243H209V245H210ZM212 243L214 244V242H212ZM2 244H3V243H2ZM5 244H4V245H5ZM8 244H9V243H8ZM96 244H97V243H96ZM106 244H107V243H106ZM166 244H167V243H166ZM9 245H10V244H9ZM69 245H70V244H69ZM69 245H68V246H69ZM82 246H83V245H82ZM164 246H166V245H164ZM164 246H163V247H164ZM211 246H212V247H209L210 249L213 248L214 245H211ZM244 246H245V245H244ZM69 247H70V246H69ZM122 247H123V246H122ZM122 247H121V249H122ZM225 247H226V245H225ZM62 248H63V247H62ZM123 248H124V247H123ZM209 248H208V250H209ZM221 248H223V247H221ZM2 249H3V253L6 254L5 252H7V251H4V250H6V248H2ZM21 249H22V248H21ZM21 249H20V250H21ZM83 249H84V248H83ZM106 249H107V248H106ZM115 249H116V248H115ZM164 249H165V248H164ZM226 249H228V247H227ZM245 249H246V248H244V251H245ZM17 250H18V249H17ZM54 250H55V249H54ZM64 250H65V247H64ZM64 250H60V252H62V251H64ZM103 250H104V249H103ZM112 250H113V249H112ZM123 250H124V249H123ZM208 250L205 251L206 254L209 253L210 250H209V251H208ZM211 250H212V249H211ZM238 250H239V249H238ZM241 250L243 251V249H241ZM70 251H71V250H70ZM82 251H83V250H82ZM84 251H85V250H84ZM99 251H100V250H99ZM148 251H150V250H148ZM164 251H165V250H164ZM230 251H231V250H230ZM14 252H15V251H14ZM22 252H25V251H24V250L21 251V255L23 254V257H24V253H22ZM60 252H59V253H60ZM66 252H67V251H66ZM79 252H80V251H79ZM225 252H226V251H225ZM234 252H235V251H234ZM7 253H8V252H7ZM15 253H17V252H15ZM71 253H72V252H71ZM202 253H203V252H202ZM229 253H231V252H229ZM241 253H242V252H241ZM75 254H76V253H75ZM75 254H74V255H75ZM78 254H79V253H78ZM82 254H83V253H82ZM107 254H108V253H107ZM199 254H201V253H199ZM210 254H211V252H210ZM237 254H238V253H237ZM242 254H243V253H242ZM245 254H246V253H245ZM245 254H244V255H245ZM109 255H110V254H108V256H109ZM219 255L221 256V254H218V256H219ZM225 255H226V253H224L222 256H225ZM228 255H230V254H228V251H227V256H228ZM246 255H247V254H246ZM69 256H70V255H69ZM72 256H73V255H71V258H69V259H73L74 256H73V258H72ZM84 256H85V255H84ZM84 256H83V257L81 256V258H82V259H81V262H82V260H85ZM108 256L106 255V257H108ZM111 256H112V255H111ZM114 256H115V255H114ZM227 256H226V257H227ZM236 256H237V255H236ZM85 257H87V256H85ZM92 257H93V256H92ZM102 257H105V256L103 255ZM206 257L208 258V257H209V254H208V256L206 255ZM206 257H205V258H206ZM246 257H247V256H246ZM51 258H52V257H51ZM61 258H65V257L63 256V257H61ZM75 258H76L75 261H76L77 259L80 260V259L77 258V257H75ZM83 258H84V259H83ZM110 258H111V257H109V259H110ZM243 258H244V257H243ZM55 259H56V258H55ZM87 259H88V258H87ZM93 259H94V258H93ZM197 259H198V258H197ZM217 259H218V257H217ZM219 259H220V258H219ZM222 259H223V257H222ZM222 259H220V260H222ZM224 259L226 260V259H231V258H228V257H227V258H224ZM240 259H241V258H240ZM247 259H248V258H247ZM51 260H52V259H51ZM59 260H61V259H59ZM73 260H74V259H73ZM73 260H72V263L75 262V261L73 262ZM89 260H90V259H88V261H89ZM100 260H101V257H100ZM202 260H205V261H206V259H202V258H201V261H202ZM46 261H47V260H46ZM48 261H49V260H48ZM57 261H58V260H57ZM85 261H87V260H85ZM85 261H84V262H85ZM88 261H87V262H88ZM101 261H102V260H101ZM115 261H116V260H115ZM208 261H210L209 258L207 259V262H208ZM230 261L232 262V259H231ZM58 262H60V261H58ZM77 262H78V261H77ZM87 262H85V263L88 264ZM95 262H96V261H95ZM98 262H99V261H98ZM193 262L196 263L195 260H194ZM203 262H204V261H203ZM222 262H223V261H222ZM227 262H229V261H227ZM231 262H229V263H231ZM233 262H234V261H233ZM49 263H50V262H49ZM100 263H101V262H100ZM100 263H99V264H100ZM189 263H190V262H189ZM197 263H199V262L197 261ZM204 263H206V262H204ZM224 263H225V262H224ZM234 263H235V262H234ZM34 264H36V263H34ZM44 264H46V263H44ZM47 264H48V263H47ZM74 264H80V262H79V263H76V262H75ZM81 264H82V263H81ZM105 264H106V262H105ZM114 264H115V263H114ZM192 264H193V263H192ZM219 264H220V262H219ZM225 264H226V263H225ZM237 264H238V262H237ZM239 264H241V263H239Z\"/></svg>",
	"mask_w": 264,
	"mask_h": 264
}]
</instances>
